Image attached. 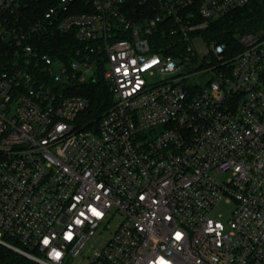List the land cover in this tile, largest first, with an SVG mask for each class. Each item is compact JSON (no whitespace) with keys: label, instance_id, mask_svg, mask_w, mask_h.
Segmentation results:
<instances>
[{"label":"built area","instance_id":"obj_1","mask_svg":"<svg viewBox=\"0 0 264 264\" xmlns=\"http://www.w3.org/2000/svg\"><path fill=\"white\" fill-rule=\"evenodd\" d=\"M31 1L0 0V246L41 264H264V24L238 46L210 32L254 0ZM55 29L82 43L71 60L42 51ZM98 68L113 103L89 123L73 91Z\"/></svg>","mask_w":264,"mask_h":264},{"label":"trees","instance_id":"obj_2","mask_svg":"<svg viewBox=\"0 0 264 264\" xmlns=\"http://www.w3.org/2000/svg\"><path fill=\"white\" fill-rule=\"evenodd\" d=\"M57 0H32L28 3L27 13L37 16L42 10L54 5ZM78 11L91 10L90 0H76ZM264 24V0L254 2L232 10L226 17L217 20L210 28L215 36L226 39L227 42L238 46L236 33L253 30ZM43 52L71 60L75 48L82 45L73 33L53 30L42 34L39 40ZM85 96L89 106L82 112L83 118L92 123L98 122L105 110L113 103V95L109 85L102 77V69L98 68L96 76L75 85L73 91ZM0 264H41L29 257L5 246H0Z\"/></svg>","mask_w":264,"mask_h":264},{"label":"rangeland","instance_id":"obj_3","mask_svg":"<svg viewBox=\"0 0 264 264\" xmlns=\"http://www.w3.org/2000/svg\"><path fill=\"white\" fill-rule=\"evenodd\" d=\"M194 43L196 47H198L199 51H202L207 46V43H205L202 38H196V39L194 38ZM209 77H210L209 73L199 72V73L190 75L186 82L189 85H193L194 83H199V82L203 83L207 81ZM115 220L113 221V224H115ZM104 235L109 236L110 235L109 231L108 230L105 231ZM69 264H87V261L84 258L81 259L80 257H75L69 261Z\"/></svg>","mask_w":264,"mask_h":264},{"label":"snow or ice","instance_id":"obj_4","mask_svg":"<svg viewBox=\"0 0 264 264\" xmlns=\"http://www.w3.org/2000/svg\"><path fill=\"white\" fill-rule=\"evenodd\" d=\"M93 211L95 212V209H93ZM96 214L99 215V213H96ZM81 215H83V213H82ZM78 222H79V221H78ZM176 235H177V238H179L180 234L177 233ZM68 236L70 237V236H71V233H68ZM44 242L47 244L49 241H48V239L46 238ZM55 254H56L57 257L60 256V253H59V252H56ZM160 264H168V261H165L163 258H161V260H160Z\"/></svg>","mask_w":264,"mask_h":264}]
</instances>
